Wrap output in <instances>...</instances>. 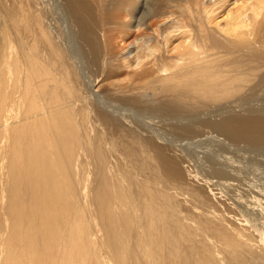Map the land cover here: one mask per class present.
Segmentation results:
<instances>
[{
  "label": "bare ground",
  "instance_id": "bare-ground-1",
  "mask_svg": "<svg viewBox=\"0 0 264 264\" xmlns=\"http://www.w3.org/2000/svg\"><path fill=\"white\" fill-rule=\"evenodd\" d=\"M259 95L264 0H0V264H264L166 137L263 147Z\"/></svg>",
  "mask_w": 264,
  "mask_h": 264
},
{
  "label": "rangeland",
  "instance_id": "rangeland-1",
  "mask_svg": "<svg viewBox=\"0 0 264 264\" xmlns=\"http://www.w3.org/2000/svg\"><path fill=\"white\" fill-rule=\"evenodd\" d=\"M126 34L127 35L123 36L121 40L119 37L116 38V40L114 41L115 43L113 42V44H115L113 46H116L115 48L120 49L126 47V45L131 42L135 36L139 35V33L134 32ZM127 47H130V44H128ZM123 76V73L119 75V77ZM259 96L260 97L255 96V99L251 96L253 99L249 97L250 99H248V101L243 99L237 102L234 101V103L231 102V106L234 107L237 111L241 110L242 107L248 106H258L264 111V96ZM133 115H135V117H138L139 120L143 119V116L141 115L140 117L142 119L139 118V115L137 114L133 113ZM156 117H144V120H152L154 121V123L160 125L161 127L162 119H159V116ZM132 119L135 121L134 116ZM160 122L161 124H159ZM161 128L165 129L163 127ZM205 129L203 128L200 131L198 130L196 133H194L195 135H193V137H191V135H189L188 137H184L182 135H179L178 133H166V137L173 141L172 145L174 144V147L176 146L175 149L172 147L173 152L174 150L177 152L181 151L180 153L174 152L178 155L182 154L180 155L182 161L181 164H184V167H186L187 169L189 168L188 170L191 171L192 174L194 173V171L195 173H197V175L195 174L197 181L200 180L201 182H203L205 179L208 180L207 183L204 181V186L206 185V189L208 190V188H210L211 191L213 188V195H209L213 197L212 200L214 202L211 200L210 196L209 200H211L210 202L215 203L214 206L217 209H214V211H219L223 215L226 214V216L228 215L231 219H234V222L240 224H248L245 221V218L252 217L254 223L262 227L264 222V217H262L264 215V145L263 147L259 145L258 148V144H255L254 147L253 143H246L238 139L229 138L224 134L221 135V133L212 128L207 129V127H205ZM165 130H167V128ZM249 145H252L253 147ZM182 156L185 158L183 159ZM211 157H215L216 161H213ZM206 160H208V162ZM209 162L211 164H215H212L213 167H217L218 165L219 167L221 166V168L222 166L225 167L228 165V167H225L226 169L231 167V171H228L223 167L224 170L229 172V176L232 175V172H236L237 174L234 173L236 175H232V178L230 176L231 179H228V177L226 176H222L225 181L220 180L218 176L221 177V175H214L211 173L212 167ZM220 162L222 165L220 164ZM198 175H200V177H198ZM214 206H212L211 208L213 209Z\"/></svg>",
  "mask_w": 264,
  "mask_h": 264
}]
</instances>
